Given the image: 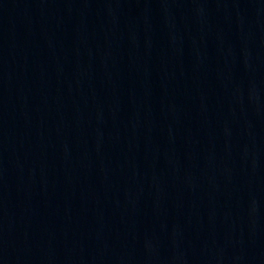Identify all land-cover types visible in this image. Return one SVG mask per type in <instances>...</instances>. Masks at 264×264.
Returning <instances> with one entry per match:
<instances>
[{
  "label": "water",
  "instance_id": "obj_1",
  "mask_svg": "<svg viewBox=\"0 0 264 264\" xmlns=\"http://www.w3.org/2000/svg\"><path fill=\"white\" fill-rule=\"evenodd\" d=\"M0 264H264V0H0Z\"/></svg>",
  "mask_w": 264,
  "mask_h": 264
}]
</instances>
